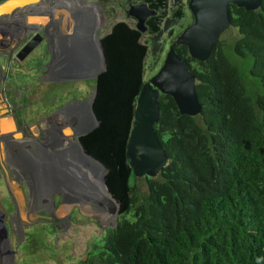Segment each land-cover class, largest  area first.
Here are the masks:
<instances>
[{
	"label": "trees",
	"instance_id": "1",
	"mask_svg": "<svg viewBox=\"0 0 264 264\" xmlns=\"http://www.w3.org/2000/svg\"><path fill=\"white\" fill-rule=\"evenodd\" d=\"M118 1L109 0L110 11ZM128 1L156 13L145 20L144 32L126 16L101 38L106 67L92 103L98 123L80 142L107 168L104 180L119 203V219L81 264H264V92L247 94L220 40L205 61L192 59L185 45L173 46L196 76L202 108L195 116L181 114L169 94L160 95L154 128L168 160L158 178L147 180L145 196L131 184L126 142L137 96L149 79L147 65L152 76L175 23L189 17L188 25L191 15L187 0ZM228 9L239 32L234 54L252 57L250 74L264 91V0L257 10ZM167 19L159 50L150 51L148 39Z\"/></svg>",
	"mask_w": 264,
	"mask_h": 264
},
{
	"label": "rangeland",
	"instance_id": "2",
	"mask_svg": "<svg viewBox=\"0 0 264 264\" xmlns=\"http://www.w3.org/2000/svg\"><path fill=\"white\" fill-rule=\"evenodd\" d=\"M43 3L42 11L53 14L61 29L63 21H68L64 29L80 35L82 43L79 54L72 56L74 69L66 76L53 78L52 71H48L51 58L41 66L33 59L21 65L7 58L32 33L33 29L23 33L25 23H44V18L27 11L21 13L20 9L6 16L0 38V121L9 118L14 125L7 133L13 129L10 134H17L9 136L6 130H0V225L6 231L11 264H81L87 260L92 244L100 241L99 235L119 219L115 217L117 203L113 207L102 199L103 169L85 157L76 138L95 124L90 96L95 87L92 76L103 68L99 41L114 21L127 19L131 2L119 0L111 11L109 0ZM189 19L175 23L174 36L163 42L161 59ZM238 37L237 28L229 26L219 40L228 59L239 69L247 94L255 98L264 91L250 74L252 57L234 54ZM148 41L150 51L157 52L161 38ZM147 69L146 78H150ZM158 177L133 174L130 182L145 196L147 180ZM10 186L21 190L24 211L30 217H21L20 204L18 215Z\"/></svg>",
	"mask_w": 264,
	"mask_h": 264
},
{
	"label": "water",
	"instance_id": "3",
	"mask_svg": "<svg viewBox=\"0 0 264 264\" xmlns=\"http://www.w3.org/2000/svg\"><path fill=\"white\" fill-rule=\"evenodd\" d=\"M43 0H0V17L7 15L13 10L27 9L28 7L41 5ZM229 4L244 7L247 10H257L261 5V0H187L186 6L191 15V22L185 26L175 39L169 44L163 61L158 70L146 80L137 96L135 110L131 129L126 142L125 156L128 164L135 176L155 177L160 170L166 165L168 157L165 147L158 138L154 125L159 122L160 106L159 97L161 94H169L175 101L176 106L181 114L190 116L198 115L201 111L202 104L198 100L196 93V76L190 70L189 63L179 57L174 50V45H185L188 48L189 55L192 59L205 61L216 41L219 40L221 33L231 26V14ZM41 12L35 10L28 11L29 15H38ZM155 10L150 9L146 3H130L126 10V15L133 17L136 21V27L144 32L145 20L148 16L154 15ZM34 24L30 29L33 36L16 52L15 58L23 60L34 48L45 41L46 28L38 25V21H32ZM169 26V19L166 20L163 28L157 35L151 38V41L158 40ZM103 68L92 77L95 78V87L90 96L91 112L95 119V124L82 131L81 135L91 131L98 123L96 115L92 108V103L96 95V83L99 73L106 67V57L102 47V41H99ZM79 135V136H81ZM77 142L82 144L79 138ZM89 161L98 164L104 171L107 168L95 160L92 156L84 152ZM103 175V184L107 193L117 203L111 195ZM118 210L115 215L117 218ZM1 221V215H0ZM5 229L0 225V264H11L9 251L6 246Z\"/></svg>",
	"mask_w": 264,
	"mask_h": 264
},
{
	"label": "crops",
	"instance_id": "4",
	"mask_svg": "<svg viewBox=\"0 0 264 264\" xmlns=\"http://www.w3.org/2000/svg\"><path fill=\"white\" fill-rule=\"evenodd\" d=\"M38 15L44 18L43 22H38V25H41L43 28H46V37L48 40H45L41 45V49L38 50L37 57L33 58V63L41 66L45 63L46 59L51 58V62L48 66V71H52L50 75L53 78H60L66 76L67 72H70L74 69L72 56L79 54L81 46V38L78 34H71L64 29L68 21H63L62 29L60 26L56 25L55 21L52 18L53 14H47L42 10H38ZM52 21V22H51ZM49 28H54V31H50ZM60 29V30H58ZM80 39H77V38ZM75 40V43H74ZM78 41V42H77ZM45 52L46 55L41 57L42 53ZM49 75V76H50ZM2 121L7 119V117H2Z\"/></svg>",
	"mask_w": 264,
	"mask_h": 264
},
{
	"label": "bare ground",
	"instance_id": "5",
	"mask_svg": "<svg viewBox=\"0 0 264 264\" xmlns=\"http://www.w3.org/2000/svg\"><path fill=\"white\" fill-rule=\"evenodd\" d=\"M35 9H37V8H30V9H23V10H19V11H21V13H23L24 11H27V13H28V11H30V10H35ZM42 10H45V9H42ZM26 13V12H25ZM2 17V16H1ZM0 17V18H1ZM4 18V20L3 19H0L1 20V22H5L6 23V16L5 17H3ZM31 21L33 20V19H30ZM31 23H33V22H31ZM8 24V23H7ZM29 24V23H28ZM27 23H25V25L27 26V27H25L24 26V28H25V30H27V29H30V27H32V24H29L28 25ZM13 124V122H10V119L9 118H7V119H5V120H1L0 121V130H2L3 132L6 130V135H9V136H11V135H13V136H15L17 133H15L14 131V133L13 134H10L11 132H12V130L13 129H11V132H9V133H7L8 131L7 130H9L10 131V126ZM14 125V124H13ZM8 127H9V129H8ZM12 128H14V126L12 127ZM68 131H69V129H67ZM102 174H103V170H102ZM102 178V177H101ZM101 183H102V188H104V193H103V196H102V199L103 200H105V201H107V204L108 205H111V206H113L114 207V202H113V200L110 198V196H109V194L107 193V191H106V189H105V186H104V184H103V181H102V179H101ZM18 185V184H17ZM10 188H11V186H10ZM11 190H12V192H13V197H14V199H15V202L17 203V207H18V215L20 216V212H21V217H25V218H27V217H30L31 216V214H28V213H25V211H24V207H23V201H24V197H23V194L21 193V190L19 189V187L17 188V187H13V189L11 188ZM102 191V190H101ZM19 204L21 205V210H20V212H19Z\"/></svg>",
	"mask_w": 264,
	"mask_h": 264
},
{
	"label": "flooded vegetation",
	"instance_id": "6",
	"mask_svg": "<svg viewBox=\"0 0 264 264\" xmlns=\"http://www.w3.org/2000/svg\"><path fill=\"white\" fill-rule=\"evenodd\" d=\"M33 36V33H31V34H28V36L25 38V40L21 43V45L20 46H18V48L15 50V51H10L9 52V54H8V56H7V58L8 59H11V60H13V61H16V62H18V63H21V65L23 64V63H25V62H28V61H31L33 58H35V57H37V54H38V50L39 49H41V45L43 44V42L41 43V44H39L36 48H34L23 60H17L16 58H15V54H16V52L25 44V42L29 39V38H31ZM49 38L48 37H46L45 38V40H48ZM153 42V41H152ZM170 44V43H169ZM168 44V45H169ZM46 55V53L45 52H43L42 53V55H41V57H44ZM14 58V59H13ZM23 62V63H22ZM79 139H80V136L78 137Z\"/></svg>",
	"mask_w": 264,
	"mask_h": 264
},
{
	"label": "built area",
	"instance_id": "7",
	"mask_svg": "<svg viewBox=\"0 0 264 264\" xmlns=\"http://www.w3.org/2000/svg\"><path fill=\"white\" fill-rule=\"evenodd\" d=\"M40 7V6H39ZM39 7L36 9V11H38V10H42V9H39ZM40 12V11H39ZM5 16H7V15H4V16H2L0 19H2L3 17H5ZM4 19V18H3ZM28 24V23H27ZM2 25H3V22H1V20H0V38L2 37V35L4 34L3 33V29H2ZM29 25V24H28ZM25 28L23 29V33H25ZM22 32L20 31L18 34H21ZM28 35V34H27ZM1 41V40H0ZM2 42V41H1Z\"/></svg>",
	"mask_w": 264,
	"mask_h": 264
}]
</instances>
